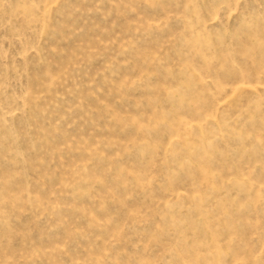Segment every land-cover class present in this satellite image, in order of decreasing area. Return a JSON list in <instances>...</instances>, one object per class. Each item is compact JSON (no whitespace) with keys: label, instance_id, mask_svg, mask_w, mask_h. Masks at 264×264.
I'll return each mask as SVG.
<instances>
[{"label":"rangeland","instance_id":"rangeland-1","mask_svg":"<svg viewBox=\"0 0 264 264\" xmlns=\"http://www.w3.org/2000/svg\"><path fill=\"white\" fill-rule=\"evenodd\" d=\"M0 264H264V0H0Z\"/></svg>","mask_w":264,"mask_h":264}]
</instances>
